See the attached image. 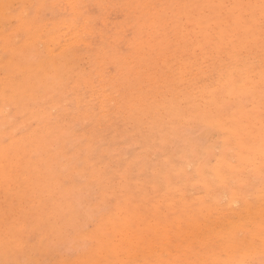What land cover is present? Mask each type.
Segmentation results:
<instances>
[{
  "label": "rangeland",
  "instance_id": "obj_1",
  "mask_svg": "<svg viewBox=\"0 0 264 264\" xmlns=\"http://www.w3.org/2000/svg\"><path fill=\"white\" fill-rule=\"evenodd\" d=\"M24 2L6 1L5 4L21 6L17 15L36 5V0H33L31 5H21ZM260 2L261 0H80L78 5L86 6L85 11L90 13L89 17L80 20L83 23L86 21V34L82 37V42L62 58L51 57L47 45L41 44V41H38L34 47L24 48L25 42L30 38L28 31L14 32L18 26L16 18L11 17L7 23L0 17V26L3 30H8L11 38L9 47L13 46L16 52L22 51V57L19 59L22 60L20 68L25 80H32L35 83V76L41 75V72H52V61L59 63L58 71L63 73V85L48 90L51 100L43 102L46 96L42 98L37 92L33 93L32 98L26 100L25 115L19 113L18 117H12L10 121L12 125L8 127L9 131L16 129L14 131L18 132L17 136L20 138L25 134L34 133L38 126L47 129V134L50 136L47 143L52 146V154L49 156V164H47L49 157L45 154L37 159V161L42 160L39 162L38 176L30 175L27 170L21 171L14 188L11 183L0 187V243H6V251L0 248V264H94L95 262V264H131L130 257L134 256L135 248L122 243L120 233L114 231L116 225L117 227L125 225L124 223L129 220L131 226L128 225V230L138 246L146 247L154 243L158 247L163 244L165 237L162 241L155 233L163 228L171 231L172 242L167 241L172 244L168 246L171 258L179 255L180 246L184 247L186 232L195 234L197 239L203 235L206 228L216 227L217 230L225 231L235 229L236 226L249 227V222H245L250 218L246 208L240 210L239 203H236V206L232 205L234 209L226 204L228 194L223 195L218 206H215L211 198L216 195V187L211 186L205 190L198 185L201 177L194 171L196 163L193 151L204 149L209 144L218 143L226 137L215 127L204 128L201 120L206 114L219 111L224 119V115L233 110L228 95L221 97L216 91L218 85L226 82L228 75L233 79L237 67V70L240 68L238 77H242L238 81L241 83L238 86L245 89L244 94L238 97L244 100L246 115L240 114L242 115L240 125L236 126H241L249 134L259 131L260 135L264 136V100L261 104L246 99L256 95V89L264 84V44L260 39L259 9H255V22L248 25L240 19L243 12L241 9L205 7L183 10L181 8L186 11L183 12L171 6L176 5L175 3L205 6L259 5ZM51 3L52 1H46L44 5ZM65 3V0H57L56 5L63 7L55 10L31 9L32 16L28 20L33 21L34 17L37 23L41 21L49 25L55 20L59 22L68 19L70 9ZM162 8L168 10L167 15L163 13L165 11ZM169 8H172L171 14ZM8 55L9 52H4V42L0 39V56L7 59ZM31 65L34 68L43 67L42 70L33 71ZM232 68H235L234 71H230ZM69 69H73L70 74L67 72ZM173 71L175 74L172 73ZM18 78L15 76L14 82H17ZM161 78L165 81L163 82ZM168 78H170L169 82ZM22 82L17 83L18 88L22 87ZM175 90L180 92L177 94ZM234 92L235 90H232V93ZM165 98L177 101L173 100V103L170 99L164 101ZM138 107L141 109L139 110ZM131 112L135 116L130 114ZM39 113L44 117L41 122L38 119ZM103 119L105 120L102 122ZM148 120L152 122L154 120V126H151ZM23 121L29 124L20 131ZM149 133L153 136L151 137ZM34 135L36 143L39 142L40 136ZM146 135H149L150 139H146ZM164 135L166 138H163ZM183 135H186L185 139ZM9 140V137H4L6 145L9 144ZM250 140L249 136L246 137L244 145L253 149L250 147ZM145 141L148 143L145 144ZM86 144L90 146L86 148ZM150 145L152 146L148 147ZM174 149L177 151L174 152ZM184 152L185 154H182ZM46 153L49 155V152ZM253 159L259 162L258 155ZM140 163L142 171L139 174ZM101 167L108 171L107 177L102 183L94 184L92 170ZM49 171H51L49 182L42 186L39 175ZM169 171L170 175L167 176ZM204 173L205 176L209 174L208 171ZM178 174L182 175L179 177ZM85 176L88 180L82 183V177ZM164 177H170L171 180L161 183ZM26 178L32 179L31 188L26 186L28 183L25 181ZM236 180H244L245 183L252 184L251 181L256 178L248 176L235 179L227 175L222 187L234 188ZM154 187L157 189L154 190ZM250 188L242 192L249 195L247 196L249 201H253L254 187ZM236 196L237 201L242 197L239 193ZM68 197L72 199L69 201ZM144 199L147 201L145 202ZM128 205L130 206L127 207ZM14 207L17 209L13 210ZM137 208H140L138 214ZM200 210L204 215L202 220L208 216L206 220L200 222L202 228L198 231L187 228V224L197 217ZM255 210L263 209L257 207ZM237 213L240 216H237ZM218 220H222L223 224H220L221 222L217 224ZM233 223L238 224L231 225ZM136 226L141 230H137ZM149 227H156L154 235L149 234ZM81 231L83 235L80 234ZM114 246L119 247L118 251H113ZM194 246V250L201 254L200 256L197 254L199 257L203 255L208 258L207 250L196 244ZM69 254L72 256L70 257ZM17 255L20 256L19 259ZM169 257L167 253L162 254L163 259ZM148 261L154 263L153 259ZM135 263H142L140 256L135 257Z\"/></svg>",
  "mask_w": 264,
  "mask_h": 264
},
{
  "label": "bare ground",
  "instance_id": "obj_2",
  "mask_svg": "<svg viewBox=\"0 0 264 264\" xmlns=\"http://www.w3.org/2000/svg\"><path fill=\"white\" fill-rule=\"evenodd\" d=\"M8 1L10 3L15 2L16 0H0V17L2 19H4V22L11 19V17H8L7 19L4 17L3 14V6L5 5V2ZM20 1H25L23 4L21 5H31L33 0H20ZM46 1H52L51 5H56L57 0H36V5H44V2ZM64 1V0H63ZM187 1V0H186ZM18 2V1H17ZM65 4L69 7L70 9V16L68 19L65 20H61L59 22L53 21L50 22L49 25H47L46 23L44 24L43 22H39L37 23L36 18H32L33 21L31 20H27V21H20L18 22V26L17 28L14 29V32L16 31H21V30H25L28 31L29 33V39L25 42L24 48H29V47H34L36 45V43H38V41H41V44L43 45H47V50L50 51V56L51 57H59L62 58L65 56V54L68 52L70 53L76 46H78V44L80 42H82V37L84 36V34H86V30H87V25H86V21L83 22H78L76 20V17L78 15L79 10L78 9H74L72 6L73 5H78V2H80V0H65ZM82 2V1H81ZM184 2V1H183ZM192 2V1H191ZM190 2V3H191ZM64 3V2H63ZM178 3V1H177ZM177 3H175L177 5ZM16 4V3H15ZM179 4V3H178ZM14 5V4H12ZM145 5V4H144ZM152 5V4H150ZM150 5H148L149 8ZM186 5V3L184 4ZM188 5V4H187ZM173 6V5H172ZM153 7V6H152ZM25 10V7H23ZM126 9V8H125ZM153 9V8H152ZM151 9V10H152ZM164 8H162L163 10ZM172 9V8H171ZM169 8V13L170 10ZM177 9V8H176ZM181 9V8H179ZM183 10L185 8H182ZM181 9V10H182ZM40 9H38L37 11H39ZM43 10V9H42ZM150 10V9H149ZM182 10V11H183ZM165 11V10H163ZM190 11V10H189ZM33 12V11H32ZM48 12V10H47ZM167 11L163 12L165 15H167ZM179 12V10H178ZM186 12V11H183ZM23 12H20L17 16L22 15ZM37 13V12H36ZM162 13V14H163ZM34 14V13H33ZM171 14V13H170ZM182 14V13H181ZM190 14V13H187ZM41 15V13L39 14ZM146 15V14H145ZM185 15V14H184ZM52 16V15H51ZM54 16V15H53ZM164 16V15H162ZM169 16V15H168ZM168 16H166L168 18ZM174 16V13L173 15ZM38 17V16H37ZM180 17V16H179ZM184 17V16H183ZM189 17V15H188ZM44 18V17H43ZM119 18V17H118ZM190 18V17H189ZM46 19V18H45ZM170 19V18H169ZM176 19V18H175ZM178 19V18H177ZM182 19V18H181ZM40 20V19H39ZM159 20V19H158ZM172 20V19H171ZM170 20V21H171ZM11 22V21H10ZM8 23V21H7ZM6 23V24H7ZM16 23V21H15ZM13 24V23H12ZM164 24V23H163ZM1 25V24H0ZM174 26L176 24H173ZM48 26H51L50 28ZM172 27V26H171ZM171 29V28H170ZM5 30V29H4ZM3 28L0 26V39L3 40L4 42V52H9L8 58L7 59H3L0 56V72H1V76H0V187H4L5 184L7 183H11L10 185H14L13 188L15 187V184L18 182V178H19V174L21 171H25L26 172H30V175L33 176H38V174H40V171L38 169L39 166V162H42V160L37 161V159L39 157H41L42 155H47V157H49L52 154V146L49 145L47 143L48 141V137H50L47 134V129H41L39 126L36 128L34 133H28L25 134L23 137H18V132L14 131V130H10L9 128L12 124H11V118L12 117H18L19 113H22V116L25 115L24 110L26 108V100L32 98L31 95L35 92L38 93L39 97L45 98V100L43 102H45L46 100H51V97L49 96V91L48 90H53L54 88H56L59 85H63V73H60V70L58 71L57 68V61H52L51 63L53 64V69L52 72H47V71H43L41 72V75H38L37 77L35 76L34 81L32 80H25L22 76V69L20 68L21 66V59H19L20 57H22V51L20 52H16L17 50L13 47L10 46V37H9V32L8 30H5L4 32ZM10 31V30H9ZM13 33V32H12ZM18 36V35H17ZM164 36V35H163ZM172 39V38H171ZM16 41V40H14ZM159 41V40H158ZM188 41V40H187ZM193 41V40H192ZM85 42V41H84ZM172 41L170 40V43ZM167 43V42H166ZM166 43H165V47H166ZM174 43V42H173ZM159 44L160 41H159ZM175 44V43H174ZM178 45V44H177ZM159 46V45H158ZM39 47V45H38ZM164 47V46H163ZM179 47V46H178ZM37 48V47H36ZM83 48V47H82ZM161 48V47H160ZM23 49V48H22ZM79 49V48H78ZM77 49V50H78ZM152 49V48H151ZM170 49V47H169ZM171 50H175V49H171ZM153 51V50H152ZM24 52V50H23ZM177 52V51H175ZM149 53V52H148ZM152 53V52H151ZM163 57V56H162ZM74 61V60H73ZM155 61V60H154ZM181 61V59H180ZM71 62V61H70ZM69 63V62H68ZM67 63V64H68ZM70 64V63H69ZM84 64V63H83ZM154 64V63H153ZM151 66V65H150ZM166 66V65H165ZM238 66V65H237ZM240 66V65H239ZM43 66H38L35 67L33 65H31V69L33 71L35 70H42ZM158 67V65H157ZM185 67V66H184ZM236 67V65H235ZM241 67V66H240ZM65 68V67H64ZM72 68V67H70ZM144 68V67H143ZM176 68V67H175ZM238 68V67H237ZM235 70V72L233 73V79L229 78L230 75H228L227 79L225 80V83H222L220 85H218V90L216 92L219 93V96L222 97L228 95V100L231 101V103L233 104V110L229 111V113L227 115H224V119L223 116L220 114L221 111L219 112H215L212 114H206L204 118H202V122L201 125L204 128H210V127H215L217 128L219 131L223 132V137L222 140H220V142L218 143H213V144H209L208 146H206L204 149L200 150H195V152L193 151V158L195 161V168L194 171L196 172L197 175H199L201 177L199 184L201 187H203L205 190H208L211 186L216 187L215 188V197L211 198V202L215 205L218 206L219 202L222 200L223 195L228 194V199L226 198V204L230 205L232 207L236 206V203H239V207L240 210L243 208H246V212L248 213V216L250 218H247L245 222H249V227H245V226H236L235 229H226L224 230H217L216 227L213 228H206V231L204 233H202L203 235H201V237H198L196 239L195 234L190 233V232H186L187 235V239L184 242V247L180 246V253L177 257L175 258H171L169 250H168V246L172 245L171 243L169 244L168 242H172L171 237H172V233L171 231L167 230L166 228H163L162 230H159L155 233V235L157 237H159L162 241L165 237V241L163 242L162 245L160 246H155V244L153 243L152 245L149 246H138V244L136 243V241L134 240V238H131V233L128 230V227L131 226L130 225V218H127V220L129 221H125L126 223H124L125 225L122 226H115L116 229L114 228V231H118L120 233V238H121V242L126 244V245H131L132 247L135 248L134 253H133V257L131 258L130 263L131 264H136L135 263V257L140 256L142 259V263L141 264H260L261 259L264 258L262 257V253H264V219L261 220V218H264V136L262 137L259 133V131H255V132H251L250 134L248 132H246L241 126L237 127L236 125H240V119L242 118L240 116V114L246 115L245 113V108L246 106L244 103L243 99H240L238 96H242L245 92L244 88H240L238 85L241 84L240 82H238L239 80L242 79V77H238V69ZM246 67H244L245 69ZM67 69V68H66ZM65 69V70H66ZM147 69V67L145 68ZM233 69V68H232ZM230 71H234L233 70ZM243 69V70H244ZM250 69V68H249ZM241 70V71H243ZM185 71V70H184ZM229 71V70H228ZM61 72H63L61 70ZM68 74L73 72V69H69ZM187 72V71H186ZM190 72V71H188ZM39 72H37L38 74ZM162 73V72H161ZM174 73V71L172 72ZM227 73V72H226ZM232 73V72H231ZM16 74V75H14ZM164 74V73H163ZM175 74V73H174ZM230 74V72L228 73ZM14 75V76H13ZM226 75V74H225ZM256 75V74H255ZM16 77H19L17 82H14V79ZM176 77V76H175ZM244 77V76H243ZM226 78V77H224ZM27 79H29L27 77ZM100 79V78H98ZM168 78V82H169ZM162 80V78H161ZM223 80V79H222ZM22 81H26V82H22ZM163 81V80H162ZM165 81V80H164ZM163 81V82H164ZM22 82V87L18 88L17 83ZM177 82V81H176ZM222 82V81H221ZM133 84V83H132ZM138 84V83H137ZM131 85V84H130ZM128 85V86H130ZM170 86V85H169ZM260 86V85H259ZM145 88V87H144ZM136 89V88H135ZM173 89V88H172ZM146 90V89H145ZM232 90H235L234 93H232ZM147 91V90H146ZM173 91V90H172ZM171 91V92H172ZM177 91V90H175ZM257 94L253 95L250 98H246L248 99V101L250 102H260L261 104H263V100H264V84H262L258 89H256ZM53 92V91H52ZM166 92V90H165ZM164 92V93H165ZM180 91H177V94ZM213 92V93H216ZM173 93V92H172ZM175 93V92H174ZM56 95V94H55ZM213 95H217V94H213ZM64 96V95H63ZM66 96V95H65ZM187 96V94H186ZM72 97V96H71ZM105 97V96H104ZM153 97V96H152ZM175 97V96H174ZM64 98V97H63ZM66 98V97H65ZM69 98V97H68ZM148 98V97H147ZM172 98V97H171ZM171 98H167L170 99V101L175 99H171ZM239 98V99H238ZM70 99V98H69ZM166 98L164 99L167 100ZM180 99V98H179ZM68 101V99H67ZM140 101V100H139ZM138 101V102H139ZM144 101V100H143ZM177 100H175L174 102H176ZM57 102V101H56ZM163 102V101H162ZM209 103V102H208ZM39 104V103H38ZM164 104V103H162ZM68 105V104H67ZM57 106V105H56ZM70 106V105H69ZM162 106V105H161ZM169 106V105H168ZM175 106V104H174ZM203 106V105H202ZM163 107V106H162ZM167 107V106H166ZM144 108V107H143ZM156 108V106H155ZM185 108V107H184ZM55 109V108H54ZM139 109V107H138ZM137 109V110H138ZM141 109V108H140ZM139 109V110H140ZM152 109V108H150ZM159 109V107H158ZM162 109V108H161ZM174 109V107L172 108ZM180 109V108H179ZM187 109V108H185ZM231 109V108H230ZM135 110V109H134ZM132 110V111H134ZM143 110V109H142ZM157 110V109H156ZM164 110V109H163ZM170 110V109H169ZM150 111V110H149ZM168 111V110H167ZM174 111V110H172ZM178 111V110H177ZM176 111V112H177ZM58 112V111H57ZM137 112V111H136ZM152 112V110H151ZM179 112V111H178ZM177 112V113H178ZM14 113V114H13ZM60 113V111H59ZM138 113V112H137ZM144 113V112H143ZM180 113V112H179ZM17 114V115H16ZM130 114L133 115V112H131ZM141 114V112H139V115ZM167 114V113H164ZM182 114V113H181ZM138 115V117H139ZM143 115V114H142ZM148 115V114H147ZM146 115V117H147ZM154 115V113L152 114ZM156 115V114H155ZM183 115V114H182ZM181 115V117H182ZM43 114L39 113L38 114V119H40V122L42 121V119L44 117H42ZM131 116V115H130ZM129 116V117H130ZM135 116V115H133ZM166 116V115H165ZM177 116V115H176ZM105 117V116H104ZM144 117V116H143ZM144 117V118H146ZM162 117V116H161ZM216 117V118H214ZM150 118V117H149ZM159 118V117H158ZM176 118V117H175ZM14 119V118H13ZM142 119V118H141ZM21 120V118H20ZM105 119L102 120V122ZM112 120V119H111ZM118 120V119H117ZM145 120V119H144ZM143 120V121H144ZM31 121V120H30ZM135 121V120H134ZM139 121V120H136ZM142 121V122H143ZM150 123L152 124L151 126H154L153 122L151 120ZM29 122V121H28ZM39 122V123H40ZM78 122V121H77ZM92 122V120H91ZM126 122V121H123ZM140 122V121H139ZM75 123V122H74ZM88 123V122H87ZM86 123V124H87ZM136 123V122H135ZM141 123V122H140ZM139 123V124H140ZM145 123V122H144ZM164 123V122H163ZM1 124H3V126L1 127ZM29 123H25V121L22 122V129L20 131H23L24 128H27ZM33 124V123H31ZM84 124V123H83ZM147 124V123H145ZM149 124V123H148ZM134 125V123H133ZM156 125V123H155ZM68 126V125H67ZM79 126V124H78ZM129 125H127L128 127ZM232 126V127H231ZM258 126V125H257ZM75 127V126H73ZM91 127V126H90ZM105 127V126H104ZM114 127V126H113ZM112 127V128H113ZM135 127V126H134ZM146 127V126H144ZM125 128V127H123ZM122 128V129H123ZM133 128V127H132ZM152 128V127H151ZM157 128V126H156ZM160 128V127H159ZM18 129V128H17ZM92 129V128H91ZM115 129V127L113 128ZM148 129V128H147ZM149 129H150V125H149ZM236 129V130H234ZM51 130V129H50ZM112 130V129H109ZM108 130V131H109ZM142 130H146V129H142ZM152 130V129H151ZM149 130V131H151ZM161 130V128H160ZM168 130V129H167ZM181 130V129H180ZM183 130V129H182ZM216 130V129H215ZM114 131V130H113ZM179 131V130H178ZM197 131V130H196ZM199 131V130H198ZM197 131V132H198ZM217 131V130H216ZM64 132V131H63ZM68 132V131H67ZM153 132V130H152ZM163 132V131H161ZM166 132V131H165ZM169 132V131H168ZM189 132V130H188ZM201 132V131H200ZM213 132V131H212ZM128 133V132H127ZM130 133V132H129ZM133 134V132H131ZM151 133V132H150ZM149 133V134H150ZM154 133H155V129H154ZM190 133V132H189ZM40 136L39 138V142L36 143V140L34 139L35 135ZM63 134V133H62ZM131 134V135H132ZM142 134V133H141ZM140 134V135H141ZM148 134V133H147ZM161 134V133H160ZM168 134V133H167ZM176 134V133H175ZM174 134V135H175ZM181 134V133H180ZM92 135V134H91ZM113 135V133H112ZM182 135V134H181ZM9 137V146L6 145L4 143V137ZM62 136V135H60ZM100 136V135H99ZM126 136V135H125ZM149 136V135H148ZM148 136L146 135V139L148 138ZM150 136L152 137L153 135L150 134ZM165 136V135H164ZM163 138H166V136ZM172 136V135H171ZM184 136V135H183ZM186 136V135H185ZM184 136V139H185ZM196 136V135H195ZM250 137V147L253 149H249V146H245L244 145V141L246 139V137ZM43 137V138H42ZM161 137V136H160ZM176 137V136H175ZM174 137V139H175ZM209 137V135L207 136ZM122 138V137H121ZM132 138V137H131ZM136 138V137H135ZM141 138V137H140ZM162 138V137H161ZM187 138V137H186ZM112 139L113 136H112ZM111 139V140H112ZM124 139V138H123ZM133 139V138H132ZM142 139V138H141ZM140 139V141H141ZM144 139V140H146ZM150 139V138H148ZM177 139V138H176ZM188 139V138H187ZM186 139V140H187ZM209 139V138H208ZM207 139V140H208ZM99 140V139H97ZM134 140V139H133ZM133 140H132V144H133ZM139 140V139H138ZM152 140V139H151ZM178 140V139H177ZM185 140V141H186ZM211 140V139H209ZM113 141V140H112ZM135 141V140H134ZM139 141V144H140ZM163 141V140H162ZM162 141L160 143H162ZM170 141V140H168ZM197 141V140H196ZM199 141V140H198ZM205 141V140H204ZM203 141V142H204ZM87 142V141H85ZM101 142V141H100ZM131 142V141H130ZM137 142V139H136ZM142 142V141H141ZM146 142L148 143V141H145L144 143L146 144ZM206 142V141H205ZM204 142V143H205ZM135 143V142H134ZM138 143V142H137ZM159 143V144H160ZM168 143V142H165ZM185 143V142H184ZM201 143V142H200ZM211 143V142H210ZM69 144V143H68ZM75 144V142L73 143ZM85 144V143H84ZM91 144V143H90ZM129 145V144H128ZM138 145V144H137ZM141 145V144H140ZM166 145V144H165ZM164 145V146H165ZM175 145V144H174ZM179 145V143H178ZM191 145V144H188ZM87 146L89 147V144H86V148ZM144 146V145H143ZM152 145L148 146L151 147ZM185 146V145H184ZM141 147V146H140ZM163 147V146H162ZM161 147V148H162ZM195 148V146H192ZM56 148V147H55ZM54 148V149H55ZM71 148V147H70ZM85 148V147H84ZM9 149H11V151H8ZM53 149V150H54ZM89 149V148H88ZM148 149V148H146ZM153 149V148H151ZM156 149V147H155ZM48 150V151H47ZM86 150V149H85ZM137 150V148H136ZM162 150V149H161ZM186 150V149H185ZM215 150H217V152H215ZM126 151V150H125ZM128 151V150H127ZM126 151V152H127ZM138 151V150H137ZM156 154H157V150ZM160 151V149H159ZM177 151L174 149V152ZM187 151V150H186ZM22 152V153H21ZM49 152V155L46 153ZM63 152V151H62ZM76 152V151H75ZM74 152V153H75ZM130 152V151H129ZM141 152V151H140ZM173 152V151H172ZM95 153V152H93ZM113 153V152H112ZM111 153V154H112ZM115 153V152H114ZM118 153V152H117ZM164 153V151H163ZM109 154V153H108ZM107 154V155H108ZM130 154V153H129ZM146 154V153H145ZM168 154V153H167ZM182 154H185L182 153ZM258 155L259 156V162L254 161V157ZM158 156V154H157ZM156 156V157H157ZM163 156V155H162ZM169 156V155H168ZM166 156V157H168ZM120 157V156H119ZM160 157V156H159ZM158 157V159H159ZM115 158V157H114ZM185 158V157H184ZM187 158V157H186ZM116 159V158H115ZM114 159V160H115ZM120 160V159H119ZM170 160V159H169ZM50 161V157L48 158L47 164H49ZM156 161V160H155ZM193 161V162H194ZM208 161V163H207ZM129 161H127L126 164H128ZM192 162V163H193ZM73 164V163H72ZM94 164V163H93ZM155 164V163H154ZM156 165V164H155ZM154 165V166H155ZM165 164H162V166ZM172 165V164H171ZM174 165V164H173ZM161 166V167H162ZM159 167V166H158ZM56 168V167H55ZM177 168V167H176ZM110 169V168H109ZM178 169V168H177ZM51 170V169H50ZM141 163H140V169H139V174L141 173ZM205 171H208L209 174L208 176L204 175ZM75 172V171H74ZM73 172V173H74ZM77 172V171H76ZM158 172V171H155ZM51 171H49L48 173H41V175H39L40 179H42V184L47 185L49 182V176H50ZM78 173V172H77ZM108 173V171H107ZM170 171L168 172L169 176ZM79 175V174H78ZM77 175V176H78ZM125 175V174H124ZM182 175V174H181ZM181 175L178 174V176L180 177ZM191 175V174H188ZM227 175H231L232 177H234L235 179H242V178H246V177H255L256 180L251 181V183H245L244 180L240 181V180H236L234 182V188H223L222 186L225 184V177ZM122 177V176H121ZM189 177V176H187ZM191 177V176H190ZM169 180L170 177H168ZM177 178V177H176ZM258 178V179H257ZM189 179V178H188ZM168 180V181H169ZM26 182V186L31 188L33 186V181L31 178H26L25 179ZM119 182V181H118ZM74 184V183H73ZM208 185V187H206L205 185ZM9 185V186H10ZM142 185V184H141ZM153 185V184H152ZM8 186V187H9ZM43 186V185H42ZM149 187V186H148ZM197 189L198 187L195 186ZM250 187H254V199L253 201H249L248 197L249 195L244 194L242 191L247 190ZM27 188V190L29 189ZM36 188V187H35ZM49 188V186L47 187ZM83 188V187H82ZM38 189V188H37ZM123 189V188H122ZM121 189V190H122ZM157 188L154 187V190H156ZM251 190H253L252 188H250ZM56 190V189H55ZM80 190V189H78ZM96 190V189H95ZM101 190V189H100ZM152 190V188H151ZM229 190V191H228ZM38 191V190H37ZM74 191V190H73ZM26 192V191H25ZM99 192V191H98ZM156 192V191H155ZM199 192V191H197ZM38 193V192H37ZM50 193V192H49ZM55 193V192H54ZM53 193V194H54ZM67 193V192H66ZM72 193V192H71ZM185 193V192H184ZM183 193V194H184ZM237 193H239L240 195H242V197L239 198V201L236 200L237 198ZM76 194V193H75ZM95 194V193H94ZM93 194V195H94ZM20 195V194H18ZM126 195V194H125ZM137 195V194H136ZM156 195V194H155ZM200 195V194H199ZM253 195V196H254ZM1 196V195H0ZM59 196V195H58ZM104 196V195H103ZM138 196V195H137ZM47 197V196H45ZM61 197V194H60ZM67 197V196H66ZM141 197V196H140ZM4 198V197H3ZM69 198V201L70 197ZM94 198V197H93ZM113 198V197H112ZM138 198V197H137ZM180 198V197H178ZM6 199V198H5ZM12 199V198H11ZM14 199V198H13ZM19 199V198H18ZM30 199V198H29ZM62 199V198H61ZM78 198L76 197V200ZM81 199V198H79ZM92 199V198H91ZM125 199V197H124ZM127 199V198H126ZM164 199V198H163ZM22 200V199H21ZM31 200V199H30ZM37 200V199H36ZM44 200V198H43ZM64 200V198H63ZM85 200V198H84ZM134 200V199H133ZM139 200V199H138ZM145 202L147 201L146 199H144ZM150 200V199H149ZM86 201V200H85ZM101 201V200H100ZM16 202V201H15ZM35 202V201H34ZM60 202V201H59ZM83 202V201H82ZM10 203V202H9ZM61 203V202H60ZM66 203V200H65ZM80 203V202H79ZM100 203V202H99ZM103 203V202H101ZM1 204V203H0ZM71 204V203H70ZM90 204V203H88ZM94 204V203H93ZM140 204V203H139ZM23 205V204H22ZM26 205V203H25ZM103 205V204H102ZM117 205L118 202H117ZM10 206V204H9ZM67 206V205H65ZM104 206V205H103ZM130 205H128L127 207H129ZM135 205H133L134 207ZM238 206V205H237ZM256 206V207H254ZM1 207V206H0ZM7 207V206H6ZM5 207V208H6ZM78 207V205H77ZM88 207V205H87ZM94 207V206H93ZM118 207V206H117ZM257 207L263 209V210H255ZM4 208V207H3ZM16 207H14L13 210H15ZM96 208V207H95ZM103 208V207H102ZM159 208V206L157 207ZM233 208V207H232ZM231 208V210H232ZM17 209V208H16ZM91 209V208H90ZM106 209V207H105ZM133 209V208H132ZM140 208H137V210ZM234 209V208H233ZM19 210V208H18ZM37 210V209H36ZM107 210V209H106ZM110 210V209H109ZM115 210V209H114ZM136 210V209H135ZM134 210V211H135ZM136 210V211H137ZM230 210V211H231ZM236 210V209H235ZM82 211V210H81ZM108 211V210H107ZM127 211V209H126ZM19 212V211H18ZM100 212V211H98ZM106 212V211H105ZM118 212V211H117ZM133 212V211H132ZM140 212L139 210L137 211ZM229 212V211H228ZM17 213V212H16ZM20 213V212H19ZM156 213V212H155ZM230 213V212H229ZM244 213V212H243ZM63 214V213H62ZM95 214V213H93ZM135 215V214H134ZM141 215V214H140ZM155 215V214H154ZM207 215V214H206ZM237 216H240L239 213L236 214ZM19 216V215H18ZM30 216V215H29ZM97 216V215H96ZM102 216V215H101ZM99 215V217H101ZM143 216V215H142ZM146 216V215H145ZM148 216V215H147ZM146 216V217H147ZM227 216V215H226ZM244 216V215H243ZM8 216H6L7 219ZM36 217V216H35ZM213 217V216H212ZM229 217V216H228ZM4 218V217H3ZM138 218V216H137ZM141 217H139L140 219ZM143 218V217H142ZM204 218V215L202 213V211L200 210L197 213V217H195L194 220H192L190 223L187 224V228H191L193 230H200L202 227L200 226V222H202L203 220H206L208 218V216L205 219H201ZM230 218V217H229ZM91 218H89L90 220ZM120 219V218H119ZM153 219V218H152ZM241 219V218H240ZM2 220V219H1ZM20 220V219H19ZM92 220V219H91ZM143 220V219H141ZM140 220V221H141ZM238 220V219H237ZM103 221V220H102ZM229 221V220H228ZM234 221V220H233ZM244 221V220H243ZM94 222V221H93ZM219 222H221L220 224H223L222 220H218L216 223L218 224ZM64 223V222H63ZM96 223V222H94ZM93 223V224H94ZM128 223V224H127ZM15 224V223H14ZM85 224V222H84ZM238 223H233L231 225H235ZM2 225V224H1ZM28 225V224H27ZM88 225V224H87ZM129 225V226H128ZM215 224H213L214 226ZM228 225V224H227ZM225 225V226H227ZM21 226V225H20ZM74 226V225H73ZM96 226V225H95ZM133 226V223H132ZM135 226V225H134ZM220 226V225H219ZM1 227V226H0ZM7 227V226H5ZM30 227V226H29ZM78 227V225H77ZM89 227V225L87 226ZM137 227V226H136ZM223 227V226H221ZM229 227V226H228ZM62 228V227H61ZM96 228V227H95ZM81 229V228H80ZM101 229V228H100ZM113 229V228H112ZM223 229V228H222ZM84 230V229H83ZM137 230H141L140 227H137ZM154 230H156V227H149L148 231L149 234H153L154 235ZM14 231V230H13ZM26 231V230H25ZM152 231V232H150ZM202 232V231H201ZM180 233V232H179ZM17 234V233H16ZM82 234V231L81 233ZM109 234V233H108ZM177 234V233H176ZM83 235V234H82ZM105 235V233H104ZM46 236V235H45ZM176 236V235H175ZM12 238V237H11ZM43 239V238H42ZM41 239V240H42ZM53 239V238H52ZM173 239V238H172ZM185 239V238H184ZM40 240V239H39ZM62 240V238H61ZM168 241V242H167ZM79 242V241H78ZM75 243V241H74ZM93 243V242H92ZM168 243V244H167ZM73 244V243H72ZM86 244V243H85ZM197 245L206 251V257H204L203 255L201 257H199L201 254H199V251H195L194 245ZM18 245V244H17ZM62 245V244H61ZM24 246V245H23ZM25 247V246H24ZM0 248H2L3 250H5L6 248V243L1 242L0 243ZM16 247H14L15 249ZM65 248V247H64ZM113 251H118L119 247L118 246H114ZM175 250L176 247H174ZM87 250V249H86ZM6 251V250H5ZM8 252V251H7ZM79 252V251H78ZM199 252V253H197ZM30 253V252H29ZM167 253V256L169 257L168 259H163L162 258V254ZM1 254V253H0ZM199 254V256L197 255ZM223 254L225 256H223ZM63 255V254H62ZM66 255V254H65ZM70 255V254H69ZM118 255V254H117ZM18 256V255H17ZM72 255H70L71 257ZM238 256V257H237ZM20 256L17 257V259H19ZM66 257V256H65ZM64 257V260H65ZM148 259H153L154 263H149ZM39 260V259H38ZM148 261V262H147ZM208 261V262H207ZM68 262V261H67ZM11 263V262H10ZM29 263V262H28ZM33 263V262H32ZM96 263V262H95ZM94 263V264H95ZM12 264V263H11ZM15 264V263H14ZM25 264V263H23ZM35 264V263H33Z\"/></svg>",
  "mask_w": 264,
  "mask_h": 264
},
{
  "label": "snow or ice",
  "instance_id": "obj_3",
  "mask_svg": "<svg viewBox=\"0 0 264 264\" xmlns=\"http://www.w3.org/2000/svg\"><path fill=\"white\" fill-rule=\"evenodd\" d=\"M21 6H12L5 4L3 6V14L4 17L7 19L8 17H15L17 22L20 21H27L32 16L31 9H48L51 8L55 10L56 8L63 7L62 5H32L29 7V10L25 11L22 15L17 16L18 9ZM74 9H78V15L76 17L77 23L84 19L85 17H89L90 13L85 11L86 6L84 5H73ZM173 8H185V9H202L205 7H219V8H229V9H241L243 10L242 15L240 19L248 25H252L255 22L256 14L255 9H259V19H260V30H261V36L260 39L262 41V44H264V0H261L259 5H215V6H205V5H173L171 6ZM70 83V82H66ZM92 176L95 178L93 183H102L103 180L107 177V171L103 167L99 169H93L92 170ZM167 177H164L161 183L168 182ZM88 180V177H82V183L86 182ZM208 187V185H205ZM91 194V191H90ZM262 257H264V253H262ZM260 264H264V258L261 259Z\"/></svg>",
  "mask_w": 264,
  "mask_h": 264
}]
</instances>
